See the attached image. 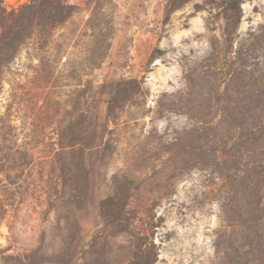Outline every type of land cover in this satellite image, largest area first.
<instances>
[{
    "label": "rangeland",
    "instance_id": "1",
    "mask_svg": "<svg viewBox=\"0 0 264 264\" xmlns=\"http://www.w3.org/2000/svg\"><path fill=\"white\" fill-rule=\"evenodd\" d=\"M64 1L0 73V264H256L264 138L218 101L264 95V0L231 41L219 0Z\"/></svg>",
    "mask_w": 264,
    "mask_h": 264
},
{
    "label": "trees",
    "instance_id": "2",
    "mask_svg": "<svg viewBox=\"0 0 264 264\" xmlns=\"http://www.w3.org/2000/svg\"><path fill=\"white\" fill-rule=\"evenodd\" d=\"M187 1L189 0H174L173 5L174 7H178ZM3 2L4 0H0V73L6 66L11 64L21 47L32 40H39L46 45L50 44L56 30L65 24L72 16V6L67 4L64 0H32L11 10H7ZM242 2L243 0L218 1L219 8H222L225 17L233 20V23L228 22V25L224 28L223 34L227 41H231L233 34L232 30H237L236 28L241 20ZM254 31L248 34L250 38H252L251 41H247L250 42L248 46L253 45L252 42L256 36V34L253 33ZM216 48L217 47L213 43L212 49L216 50ZM93 63L95 62L93 61ZM243 66H245L244 62L241 63V66H238L235 71L231 72V79L229 80L232 81V84L237 85V79L244 77V74L250 73L248 70L246 71ZM227 91L237 94V86L235 88L228 86ZM120 96L123 99L122 94H120ZM118 102L119 98L110 100V109L112 110L114 106H117ZM221 102H224V107L221 109L224 111H227L225 109L227 105L235 103V110L233 112H229L228 110L227 112L232 120L236 122L235 125L243 124V127H246V122L250 120L252 123H249L247 130L251 132L252 138L255 140H263L264 123L261 120L259 112L264 111V95L257 99H245L240 97L238 99L233 95H228L218 101V104L223 106ZM254 127H257V129H254ZM238 145L243 146L244 142H239ZM220 158L222 162H218L217 165L221 164L227 167L226 164L229 161L227 160L225 163V160H223L224 157L222 156ZM261 172L262 171L259 170V174L263 176ZM229 200L228 198V202ZM222 208L225 212V204H222ZM257 236V240L252 243L254 246V253H257L258 261L256 264L261 260V256L264 252V246H262L261 243V238L263 239V237L262 235L259 236V234H257ZM235 262L237 261L235 260Z\"/></svg>",
    "mask_w": 264,
    "mask_h": 264
}]
</instances>
